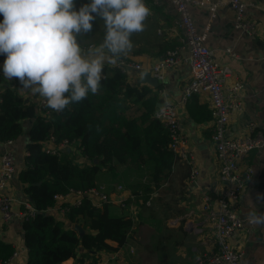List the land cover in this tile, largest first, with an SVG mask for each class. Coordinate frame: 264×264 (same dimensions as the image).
I'll list each match as a JSON object with an SVG mask.
<instances>
[{
    "label": "crops",
    "instance_id": "obj_1",
    "mask_svg": "<svg viewBox=\"0 0 264 264\" xmlns=\"http://www.w3.org/2000/svg\"><path fill=\"white\" fill-rule=\"evenodd\" d=\"M212 1L215 0H208L204 6H191L190 13L198 31H203L208 26L205 43L217 53L221 63L228 62L222 56L226 47L232 48L239 57V60L229 62L232 73L227 78L226 85L232 84L236 78L242 79V110L231 116L226 134L241 136L251 125L264 130V0H244L249 4L246 8L247 16L258 26V32L254 36H248L233 27L234 13L229 5L217 6L212 15ZM144 3L150 9V15L144 21V30L132 34V50L122 54L141 65L140 69L129 70L128 83L137 87L148 86L155 94L157 103L163 100L176 102L189 78L187 49L182 43L183 30L179 24V14L171 0H144ZM103 27L104 23L99 22L91 32L81 34L77 38L84 52L87 51L88 44L98 47L103 42L100 36ZM89 39L98 43H87L85 40ZM171 48H179V60L164 70L163 80L158 86L152 87L147 83L138 82L139 71L150 70L151 65ZM4 58L0 55L1 71ZM15 85L17 89L21 86L17 81ZM21 96L33 103L37 98V95H32L28 89H25ZM190 101L195 114H204L205 117L211 112L207 94H195ZM177 113L199 170L196 180H190V168L185 162L174 159L167 179L151 194L141 209L137 208L134 225L124 244L112 251L90 253L92 255L82 264H195L198 253L212 247L207 228L204 227L203 233H196L192 228L185 227L186 220L193 226L201 221V195L208 193L215 197L224 186L218 176L215 147L210 139L212 121L211 118L195 121L185 104L177 106ZM27 141V134H23L7 146L0 144V154L5 149L13 153L17 171L22 167ZM67 151L74 156V161L78 164L88 163V159L79 153L76 145L67 148ZM118 165L126 168L123 164ZM245 166H250L253 172L236 205L238 216L244 220L250 200L255 202L259 212H264V146L251 150L242 159L240 167ZM100 179L102 175L98 173L96 185L100 184ZM21 189L22 186L15 178L10 192L14 196L23 194ZM129 194L121 191L112 195L114 201L109 203L111 214L126 215L130 211V205L127 206L125 200V206L117 203L122 198L127 200ZM258 194L260 199H257ZM190 211L191 214L188 215ZM175 218H178V222L170 224ZM63 221L66 227L74 226L65 218ZM0 240L19 250L13 264H25L27 255L22 245L23 229L19 220L0 223ZM230 241L242 252L240 264H264V226H253L245 221L244 227L233 234ZM108 243L116 246L112 241ZM62 264H73V259L68 258L62 261Z\"/></svg>",
    "mask_w": 264,
    "mask_h": 264
},
{
    "label": "trees",
    "instance_id": "obj_2",
    "mask_svg": "<svg viewBox=\"0 0 264 264\" xmlns=\"http://www.w3.org/2000/svg\"><path fill=\"white\" fill-rule=\"evenodd\" d=\"M80 1L83 4L84 0ZM74 3L76 8L82 5L79 0ZM104 33L103 27L102 41ZM193 95L185 102L190 116L195 121L211 118V112L205 117L194 113L190 104ZM0 97V141L27 134L16 179L39 211L53 204L56 193L96 186L97 174L115 170L117 164L148 168V182L132 192L133 200L128 197L127 204L143 205L170 173L175 157L164 127L153 115L155 94L148 86L130 85L127 75L116 67L105 64L98 92H89L83 101L73 102L61 112L39 111L35 103L24 100L6 84ZM50 136L55 142L66 139L77 144L88 163L77 164L67 149L59 156L44 152L42 142ZM65 219L81 226L82 232L43 212L22 222L25 264H62L68 258L73 264H82L90 253L112 251L124 244L134 225L126 215L111 214L109 204L98 207L87 197L70 206ZM13 251L11 244L0 240V260Z\"/></svg>",
    "mask_w": 264,
    "mask_h": 264
},
{
    "label": "built area",
    "instance_id": "obj_3",
    "mask_svg": "<svg viewBox=\"0 0 264 264\" xmlns=\"http://www.w3.org/2000/svg\"><path fill=\"white\" fill-rule=\"evenodd\" d=\"M179 14V24L183 30V46L187 49L186 61L189 66V78L180 91L176 102L163 100L160 106L153 113L160 121L168 136V147L174 154L175 159L185 162L190 168V180H196L199 170L194 161L193 151L189 148L187 138L181 128L178 119L177 106L185 104L192 94H207L211 110V134L210 139L215 147V156L218 162V176L224 183L217 196L212 197L208 193L201 195V221L193 226L189 220L185 221L186 228H192L196 233H203L207 228L212 247L201 251L195 257V264H240L241 250L231 244L230 238L244 227L247 220L240 218L236 211V205L247 182L251 179L252 168L250 166L240 167L242 159L254 149L264 146V130L256 129L251 125L248 131L241 136H227L226 129L231 116L242 110L241 90L243 81L236 78L235 81L226 85L227 78L231 75L230 61L239 60L237 54L230 47L223 50L228 62L221 63L217 53L205 43L208 26L203 31H198L191 17L190 7L204 6L208 0H171ZM229 5L234 13L233 27L248 36H254L258 32V26L246 14L249 5L244 0H215L210 2L211 14L217 6ZM89 47H95L88 44ZM179 48L167 49L162 57L150 67L152 76L159 81L163 80V73L166 68L176 64L179 60ZM108 66L118 68L127 75L130 69H140L139 63H134L124 56H120L115 65L106 63ZM18 79H7L0 70V91L6 84L10 89L15 90L19 95L24 94L25 88H15ZM1 101V97H0ZM39 111L48 113L52 109L46 106L45 98L37 95L35 101ZM13 140L0 141V144L7 146ZM74 144L63 139L55 142L53 137L42 142V150L49 154L60 155L65 149L71 148ZM77 150H79L76 147ZM85 157V156H84ZM77 163V162H76ZM78 164V163H77ZM15 158L9 149L0 154V223H6L16 219L21 223L33 217L38 212L54 216L56 219L64 220L65 212L70 206L80 204L83 197H87L95 206L112 203V195L123 191L121 184L110 191L104 184H99L87 190L69 189L65 193L53 195V204L45 210H37L23 193L13 195L10 192L12 181L17 177ZM133 200L132 195H130ZM124 198L117 203L124 204ZM129 206L127 217L134 220L137 211L135 203L126 204ZM191 214V211L187 213ZM178 218L170 221L176 224ZM248 223V221H247ZM249 224V223H248ZM23 249L25 246L23 244ZM26 250V249H25ZM14 248L13 253L6 259L0 260V264H13L18 254Z\"/></svg>",
    "mask_w": 264,
    "mask_h": 264
},
{
    "label": "clouds",
    "instance_id": "obj_4",
    "mask_svg": "<svg viewBox=\"0 0 264 264\" xmlns=\"http://www.w3.org/2000/svg\"><path fill=\"white\" fill-rule=\"evenodd\" d=\"M149 15L144 0H90L79 8L74 0H0L2 72L61 112L98 92L104 65L132 50L131 36L144 30ZM97 17L104 22L103 42L84 52L77 38L92 31ZM248 209V223L264 226L255 202Z\"/></svg>",
    "mask_w": 264,
    "mask_h": 264
},
{
    "label": "rangeland",
    "instance_id": "obj_5",
    "mask_svg": "<svg viewBox=\"0 0 264 264\" xmlns=\"http://www.w3.org/2000/svg\"><path fill=\"white\" fill-rule=\"evenodd\" d=\"M85 1V2H84ZM83 4L90 3V0H84ZM79 2L82 4V1L79 0ZM82 4V5H83ZM101 19L97 17L93 22V27L95 28L99 22L101 23ZM88 42H95L98 43L96 40H85ZM102 179L99 180V183L104 184L106 188L109 190H114L115 186L118 184H121L124 189V193L128 194L130 193L132 197L134 196L132 192L136 190L140 184L147 183L149 180L148 177V168L147 167H138L135 165H130L129 168H124L123 166H119L118 164L115 167V170L112 171H104V173L101 174ZM129 194V197H131ZM127 196V195H126ZM152 196V195H151ZM126 200V199H125ZM137 206V208L141 209L142 205L137 204L134 202Z\"/></svg>",
    "mask_w": 264,
    "mask_h": 264
},
{
    "label": "water",
    "instance_id": "obj_6",
    "mask_svg": "<svg viewBox=\"0 0 264 264\" xmlns=\"http://www.w3.org/2000/svg\"><path fill=\"white\" fill-rule=\"evenodd\" d=\"M139 74H140V78L137 80L138 82L147 83V84H149L152 87H157L158 84L161 82L157 78L152 76L150 70H140ZM159 106H160V103L158 102L157 103V107H159ZM25 124H26V122L23 121V125H25ZM74 228L76 230H78L79 232H82V228L78 224H75Z\"/></svg>",
    "mask_w": 264,
    "mask_h": 264
}]
</instances>
